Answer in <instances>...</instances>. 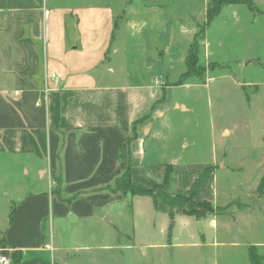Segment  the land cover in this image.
Instances as JSON below:
<instances>
[{"label":"crops","instance_id":"crops-1","mask_svg":"<svg viewBox=\"0 0 264 264\" xmlns=\"http://www.w3.org/2000/svg\"><path fill=\"white\" fill-rule=\"evenodd\" d=\"M200 1L187 21L205 22L207 0ZM167 3L0 0V258L10 264L65 261L69 248L58 237L75 236L71 225L99 215L116 233L108 219L120 198L101 191L128 164L131 183L144 191L158 186L170 166L172 188L183 194L211 167L169 149L171 125L188 109L168 86L152 78L105 83L115 74L109 64L119 52L113 45L119 20L128 29L137 19L143 26L177 21L183 27L181 15L167 17ZM206 182L195 203L214 202L213 192H203ZM153 195L137 198H148L155 209L158 202L176 206L162 210L167 219L185 217L192 207L161 189ZM249 247L262 251L264 242Z\"/></svg>","mask_w":264,"mask_h":264},{"label":"rangeland","instance_id":"rangeland-1","mask_svg":"<svg viewBox=\"0 0 264 264\" xmlns=\"http://www.w3.org/2000/svg\"><path fill=\"white\" fill-rule=\"evenodd\" d=\"M169 1L167 17L181 15L183 27L177 21L143 26L137 19L128 29L119 20L113 44L119 52L109 64L115 74L105 83L152 78L184 103L188 111L171 125L168 147L195 166L211 165L201 186L210 178L203 192H213L214 202H187L192 207L185 217L167 219L162 210L176 206L158 202L155 209L148 198L115 192L113 184L101 192L120 198L113 218L104 217L117 232L105 228L100 215L74 223L67 230L75 236L58 237L69 249L56 264H248L246 247L264 242V191L257 192L264 178V15L229 6L203 29L202 17L186 20L200 0ZM255 6L264 12V0ZM194 37H202L198 70L184 76Z\"/></svg>","mask_w":264,"mask_h":264},{"label":"trees","instance_id":"trees-1","mask_svg":"<svg viewBox=\"0 0 264 264\" xmlns=\"http://www.w3.org/2000/svg\"><path fill=\"white\" fill-rule=\"evenodd\" d=\"M229 6H244L246 10L254 16L257 14L264 15L263 13L257 10L255 6V0H208L205 11V22L203 29H206L213 22V20L219 16L220 11L223 8ZM201 38L199 39V37H194L191 45L189 46L188 54L187 57L185 58V65L187 67V72L184 74V76L190 73H194L195 71L198 70L197 49H198V42L201 40ZM184 76L182 77V79L184 78ZM130 169H131V165L128 164L126 169L121 174V176H119L115 180L114 182L115 192H120L124 195H130L131 197H149L154 199V195H153L154 190L161 189L167 192L170 191L171 195H175L176 198H179L185 202L194 201L195 194L198 188L201 186L204 179L207 176H209V170L206 169L200 174V176L192 184L189 192L185 195H180V194H174L171 191L173 172L170 166L165 167V174L161 183L158 186L148 191L140 190L131 183ZM263 191H264V178L261 180L257 188V192L259 195H261ZM200 204L206 205L208 203L202 202ZM247 255L250 264H264V258L258 254L257 249L255 247H248ZM15 264H30V263H20L18 260H16Z\"/></svg>","mask_w":264,"mask_h":264},{"label":"built area","instance_id":"built-area-1","mask_svg":"<svg viewBox=\"0 0 264 264\" xmlns=\"http://www.w3.org/2000/svg\"><path fill=\"white\" fill-rule=\"evenodd\" d=\"M51 78H54V76H52ZM0 264H10V263L5 257H1L0 258Z\"/></svg>","mask_w":264,"mask_h":264},{"label":"water","instance_id":"water-1","mask_svg":"<svg viewBox=\"0 0 264 264\" xmlns=\"http://www.w3.org/2000/svg\"><path fill=\"white\" fill-rule=\"evenodd\" d=\"M105 222L107 223V221L105 220ZM236 226L238 227V224H236ZM197 228H198V230L200 231V228H199V226H197Z\"/></svg>","mask_w":264,"mask_h":264}]
</instances>
